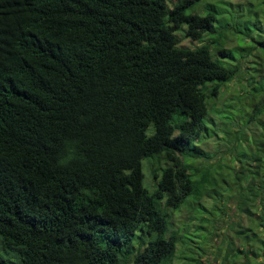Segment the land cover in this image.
Wrapping results in <instances>:
<instances>
[{
    "label": "trees",
    "instance_id": "trees-1",
    "mask_svg": "<svg viewBox=\"0 0 264 264\" xmlns=\"http://www.w3.org/2000/svg\"><path fill=\"white\" fill-rule=\"evenodd\" d=\"M201 262L264 264V0H0V264Z\"/></svg>",
    "mask_w": 264,
    "mask_h": 264
},
{
    "label": "rangeland",
    "instance_id": "rangeland-1",
    "mask_svg": "<svg viewBox=\"0 0 264 264\" xmlns=\"http://www.w3.org/2000/svg\"><path fill=\"white\" fill-rule=\"evenodd\" d=\"M180 31L178 30V33ZM181 36V35H180ZM233 42V41H232ZM201 42H198L196 40H190L189 38H185V37H180V41L179 44L181 46H186V47H193L198 45ZM235 86L233 84H227L225 86H221L220 88V92L218 93L217 97H215L214 102H215V106L219 107L222 102L231 95V92H234ZM251 130L255 131V128L253 127V125L251 126ZM220 136V133L219 135ZM204 147V151L205 152H209L212 153V161H215L217 159H224L226 160L227 158V152L226 149L228 147L227 143L224 141V139L222 138H217V136H211L210 138L206 139L205 142V146ZM159 168V167H158ZM141 169H142V173H143V179H142V183L145 187H147L149 190L152 189L153 186V180L150 176L149 173V168H148V164H147V159L143 158L141 160ZM207 202V201H205ZM185 205V206H184ZM210 206V205H209ZM188 205H186V203L183 204V207H181L180 210H178L176 213H169V220L172 221L175 225L177 226H183V223H185L186 225L189 224H194V222L191 221V219H189V211H188ZM169 211V210H168ZM196 212V211H195ZM224 219V217H223ZM214 221V219L212 220ZM223 220L218 219V221H216L213 224H217V227H223L224 226V222H222ZM207 225V224H206ZM189 229H191V227H188ZM206 229V228H205ZM205 229H198L201 234L205 232ZM218 231V230H217ZM216 241L211 240L210 244H215ZM210 256L205 255L204 258H209ZM198 264H205L204 262L198 263Z\"/></svg>",
    "mask_w": 264,
    "mask_h": 264
}]
</instances>
